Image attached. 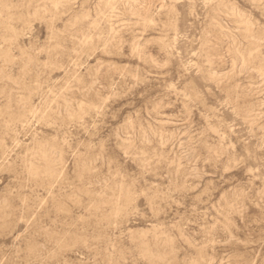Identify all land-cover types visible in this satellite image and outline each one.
I'll use <instances>...</instances> for the list:
<instances>
[{"label":"rangeland","instance_id":"obj_1","mask_svg":"<svg viewBox=\"0 0 264 264\" xmlns=\"http://www.w3.org/2000/svg\"><path fill=\"white\" fill-rule=\"evenodd\" d=\"M0 264H264V0H0Z\"/></svg>","mask_w":264,"mask_h":264}]
</instances>
